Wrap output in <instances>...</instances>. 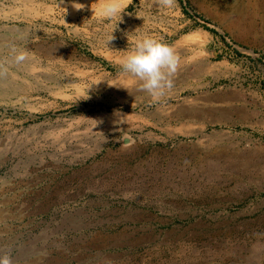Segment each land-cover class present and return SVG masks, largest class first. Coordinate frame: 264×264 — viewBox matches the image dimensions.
<instances>
[{"label": "rangeland", "instance_id": "1", "mask_svg": "<svg viewBox=\"0 0 264 264\" xmlns=\"http://www.w3.org/2000/svg\"><path fill=\"white\" fill-rule=\"evenodd\" d=\"M0 211L12 264H264V0H0Z\"/></svg>", "mask_w": 264, "mask_h": 264}, {"label": "clouds", "instance_id": "2", "mask_svg": "<svg viewBox=\"0 0 264 264\" xmlns=\"http://www.w3.org/2000/svg\"><path fill=\"white\" fill-rule=\"evenodd\" d=\"M102 12L108 18L121 19L122 12L116 3H105L102 5ZM116 28L107 38L108 46L109 42L115 39L113 33ZM27 58L28 54L24 50L15 55L18 63ZM120 66L124 73L138 78L141 91L148 93L158 102L165 94L174 90L172 81L178 74L181 63L172 49L160 39L150 34H141L134 38L132 47L125 50ZM0 264H12V258L7 252L0 254Z\"/></svg>", "mask_w": 264, "mask_h": 264}, {"label": "bare ground", "instance_id": "3", "mask_svg": "<svg viewBox=\"0 0 264 264\" xmlns=\"http://www.w3.org/2000/svg\"><path fill=\"white\" fill-rule=\"evenodd\" d=\"M42 1V0H41ZM34 4V3H33ZM34 8V7H33ZM25 10H26V12L28 13V12H30L31 10H29V8L28 7H26L25 8ZM24 21H28V23H30L31 21H29V20H26V18H22ZM181 113V112H180ZM180 115V114H179ZM126 140V139H125ZM7 190V189H6ZM1 212V211H0ZM2 214V213H1ZM10 217V216H9ZM1 219V218H0ZM3 221V220H2ZM10 243V242H9ZM97 247V246H96ZM100 247V246H99ZM93 248V247H92ZM96 249V248H95ZM85 254V253H84Z\"/></svg>", "mask_w": 264, "mask_h": 264}]
</instances>
